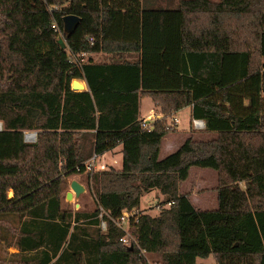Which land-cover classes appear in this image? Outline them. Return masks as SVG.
I'll return each instance as SVG.
<instances>
[{"label":"trees","instance_id":"16d2710c","mask_svg":"<svg viewBox=\"0 0 264 264\" xmlns=\"http://www.w3.org/2000/svg\"><path fill=\"white\" fill-rule=\"evenodd\" d=\"M169 6L0 0V230L18 249L11 264H148L144 253L160 255L161 264L210 256L215 264H264V0ZM68 14L80 17L69 33ZM83 52L117 60H69ZM74 78L87 89L72 90ZM141 97L163 114L150 129L141 127ZM186 105L217 136L189 137L159 159L173 130L166 118ZM25 130L37 131L34 142ZM118 144L120 169L87 174L94 209L63 208L65 179L83 173L76 166ZM194 166L217 173L215 209L179 193ZM151 190L162 206L129 218L130 248L114 220Z\"/></svg>","mask_w":264,"mask_h":264},{"label":"rangeland","instance_id":"374dc122","mask_svg":"<svg viewBox=\"0 0 264 264\" xmlns=\"http://www.w3.org/2000/svg\"><path fill=\"white\" fill-rule=\"evenodd\" d=\"M161 1L162 0H141V7L142 8H160L161 7ZM217 1V0H214ZM174 6V5H173ZM172 7V6H169ZM101 60V58L99 57ZM78 90V88H76ZM153 110V104L150 98L145 97L143 99V107H142V114L144 116H147L150 114ZM185 114L180 115V118L185 121ZM169 121H167L168 123ZM2 123L0 122V129H1ZM29 132H35V140L37 138V131L35 130H25V133ZM172 138L175 140L176 143H178L181 139L182 136L180 134L173 135ZM34 140V141H35ZM33 141V142H34ZM165 142L163 144L162 150H161V155L167 154L169 150H174V146L170 149L167 148ZM171 152V151H170ZM109 158L103 159V162L107 164L108 168L111 167L109 166L111 163H108ZM113 165H116L113 163ZM120 166V163L118 164V167ZM92 174V173H91ZM90 174V175H91ZM80 175V178H77L81 183L85 185V192L81 193L80 196L75 197L74 192L71 190L70 187V180L73 179V175L67 177L65 179V182L63 184V189L61 192V202H62V207L63 208H68L71 209L72 211H92L94 209V192L93 189L90 185L86 184V179H87V173H81L77 174ZM216 185H217V173L215 170L210 169V168H201V167H191L190 168V176L188 180L182 184V191H189L190 192H195V194H192V199H193V205L196 208H201V209H214L217 206V199H216ZM242 185V184H241ZM243 187V186H242ZM71 191L73 193V198L71 200L66 199V192ZM10 192V191H9ZM158 192H147L145 193L140 200V205L138 207V211L140 212H146L149 214L155 215L159 209L161 208V200L163 196H155L158 195ZM11 194V192H10ZM9 194V195H10ZM194 195V196H193ZM79 197H83L87 200L90 199L89 201L83 200L80 201ZM198 200V201H197ZM199 201H201L199 203ZM199 203V204H198ZM199 208V209H200ZM102 230V229H101ZM103 231V230H102ZM4 235L7 237V239H3L1 236ZM11 242V234L5 230V232L0 230V264H11L13 263V253L15 252L12 247H9L8 243ZM144 258L148 262V264H161L160 260L161 257L158 254H150V253H144ZM198 264H215L214 259L210 256L207 259H197Z\"/></svg>","mask_w":264,"mask_h":264},{"label":"crops","instance_id":"0c3cea01","mask_svg":"<svg viewBox=\"0 0 264 264\" xmlns=\"http://www.w3.org/2000/svg\"><path fill=\"white\" fill-rule=\"evenodd\" d=\"M179 0H162L161 1V7H167L169 5H174V7L177 5ZM214 1V0H212ZM220 0H217V1H214V2H218ZM171 3V4H170ZM127 59H131L133 57L136 56V53H124L123 54ZM89 57L92 58V61L93 62H101V61H105V62H108V63H112V62H115L117 60V55L115 54H112V53H103V52H98V53H93V54H87L86 55V60L89 59ZM99 57L101 58V60L99 59ZM75 79V78H74ZM82 85H83V89H78V90H74L73 88H71V83H70V88L74 91H81V90H86L87 89V84L85 82L84 79H77ZM72 81V80H71ZM149 98V97H148ZM143 99H145V97H141L140 98V108H139V117H140V120H143V119H146L148 116H150L151 114L155 113V117L154 118H150V126L152 125L153 121L156 119V118H160L163 114L161 113V110H160V106H158L157 104H155L152 100V104H153V110L150 114H148L147 116H144L142 114V107H143ZM151 99V98H150ZM185 114V116H187L185 118V121L183 122V120L180 118V115H183ZM170 117H175L177 118L178 122L176 123L175 127L173 128L172 131L168 132L161 140V143H160V150H159V154H158V158L159 159H162L164 158L165 156H167L168 154L174 152L175 150H177L179 148V146L189 137L193 138V140L195 141H209V140H212L214 138H216L217 134L216 132H212V131H207L205 128L201 129V130H196L193 128L192 124H191V121H192V117H191V105H186V106H183L181 108H179L178 110H175L173 111L172 113L169 114V116L166 118L167 121L170 120ZM203 121V120H202ZM204 122V121H203ZM205 123V122H204ZM178 135L180 134L182 136V139L176 143L175 140L172 138L173 135ZM166 143V146H168L167 148H172L173 146L175 147L174 150H169V152L165 155H163L162 157H160L161 155V150H162V147H163V144ZM173 149V148H172ZM171 151V152H170ZM107 157L109 158L110 161H108V163H111L109 166L111 167H114L116 169H120L121 168V162H122V153H121V144H118L116 145L113 149L109 150V151H106L105 153L102 154V160L103 159H107ZM116 164V165H113ZM120 163V166L118 167V164ZM189 176H190V170H189ZM188 176V178H189ZM73 179H71L70 181L72 180H76L78 183H80L84 188H85V185L83 183H81L77 178H80V175H73L72 176ZM188 178L183 181L180 185H179V193L180 194H187L190 201L193 203V199L191 198L192 194H195V192H190L189 191H182L181 187H182V184L185 183ZM86 189V188H85ZM84 189V190H85ZM151 192H158L157 190H151ZM12 194V192H11ZM10 194V195H11ZM158 195H155V196H161L159 193H157ZM194 196V195H193ZM80 201L83 202V200L85 201H89L90 199L87 200V197L86 199L83 198V197H79ZM198 201V200H197ZM201 201H199L200 203ZM198 203V204H199ZM200 208V207H199ZM201 209V208H200ZM215 209V208H214ZM139 209L136 210V212H138ZM204 210H212V209H204ZM86 212H89V211H86ZM140 212V211H139ZM153 215V214H152ZM9 247H12V249L15 250L14 253H17L18 252V249L16 246L14 245H11ZM197 259H201V258H197ZM207 259V258H206Z\"/></svg>","mask_w":264,"mask_h":264},{"label":"built area","instance_id":"2783aa9c","mask_svg":"<svg viewBox=\"0 0 264 264\" xmlns=\"http://www.w3.org/2000/svg\"><path fill=\"white\" fill-rule=\"evenodd\" d=\"M54 26V25H53ZM86 55L87 53H80L77 55H70L69 60L74 63L77 66H80L82 63L86 61ZM155 113L148 116L146 119H143L141 122V127L144 129H150V118H154ZM178 122L177 118L170 117L169 122L167 123L168 127L174 128L176 123ZM191 124L194 129L201 130L205 128V123L201 119H192ZM36 133L35 132H29L24 134V140L26 142H33L35 140ZM83 168V173L91 174L99 170H105L108 169V166L106 163L102 160V155L93 154L89 159L84 161L82 163V166H76V171L80 172V170ZM172 203L168 202L167 205H170ZM100 209V223L99 226L102 230L106 229V221L102 218L103 214H105V211L102 207H99ZM137 212L136 211H123L122 215L114 220V223L117 227L123 229L126 231V235L120 238V241L124 244L131 245V243H135V238L128 232V224H129V218L131 216H134ZM136 221V218H135Z\"/></svg>","mask_w":264,"mask_h":264},{"label":"water","instance_id":"95a60500","mask_svg":"<svg viewBox=\"0 0 264 264\" xmlns=\"http://www.w3.org/2000/svg\"><path fill=\"white\" fill-rule=\"evenodd\" d=\"M80 17L73 14H68L63 17V30L67 33L73 31L79 24ZM58 42L60 43L61 47H65V43L61 38L58 39ZM71 88L74 90L83 89V85L77 80L72 79L71 81ZM71 190L74 192L75 197H78L81 192V187L85 189L80 183H78L76 180H72L70 182ZM66 199L71 200L73 198V193L71 191L66 192ZM132 247L131 245L129 246Z\"/></svg>","mask_w":264,"mask_h":264},{"label":"bare ground","instance_id":"6f19581e","mask_svg":"<svg viewBox=\"0 0 264 264\" xmlns=\"http://www.w3.org/2000/svg\"><path fill=\"white\" fill-rule=\"evenodd\" d=\"M83 192H85V190L81 187V192H80V194L83 193ZM80 194H79V196H80Z\"/></svg>","mask_w":264,"mask_h":264}]
</instances>
